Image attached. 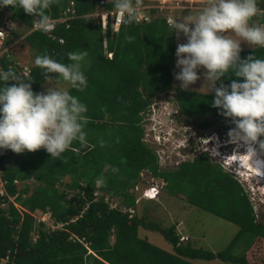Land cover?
I'll return each mask as SVG.
<instances>
[{
    "label": "trees",
    "instance_id": "obj_1",
    "mask_svg": "<svg viewBox=\"0 0 264 264\" xmlns=\"http://www.w3.org/2000/svg\"><path fill=\"white\" fill-rule=\"evenodd\" d=\"M70 1L76 6V17L67 21L68 27L57 25L51 35L33 30L23 40L39 55L65 64L71 62L69 51L88 53L83 67L88 87L84 91L67 88L88 107L87 146L74 143L60 159L52 158L43 148L22 154L4 150L0 154L5 190L14 197L13 201L8 196L0 200V260L4 259V264H195L192 260L219 259L264 264V248L259 246L264 241V222L256 220L239 181L204 154L183 160L175 168L161 169L156 153L142 140L141 112L159 90L175 91L182 115L211 117V121L198 123L199 127L217 121L224 129L235 127L213 107L214 92L172 85L174 36L164 19L123 22L113 31L109 16L105 28L100 21L83 17L98 8L113 9L114 0L101 6L96 4L99 0H60L48 14L57 17ZM258 6L264 9V0H258ZM5 8L27 31L36 19L22 8ZM260 19L264 22V14ZM250 54L264 59V48L245 49L241 57ZM16 61L3 52L0 71L13 68L24 76ZM233 75L229 72L223 83L237 79ZM26 77L37 93L48 78H59L58 74L46 77L35 64L29 66ZM144 170L165 179L164 188L171 195L236 224L238 231L229 245L214 252L194 247L190 241L178 244L174 224L165 227L136 213L129 217L123 207L135 205L134 186ZM119 198L120 205L110 207V202ZM35 211L49 213L53 222L63 223L62 228L50 230L44 222H37L32 214ZM140 227L158 231L171 244L172 252L141 238ZM245 236L251 238L248 247L238 256L232 254V248Z\"/></svg>",
    "mask_w": 264,
    "mask_h": 264
},
{
    "label": "clouds",
    "instance_id": "obj_2",
    "mask_svg": "<svg viewBox=\"0 0 264 264\" xmlns=\"http://www.w3.org/2000/svg\"><path fill=\"white\" fill-rule=\"evenodd\" d=\"M142 3L143 0H114L117 19H123L125 24L137 21ZM59 4L60 0H0V7L22 8L35 17V28L45 34L55 30L54 17L48 12ZM260 14H264V9L258 6V0H207L194 20L167 18L171 33L175 32L178 39L182 34L187 41L179 43L176 49V67L180 71L175 73V79L181 82L180 87L189 89L200 79L199 70L204 69L205 79L213 82V107L220 109V114L235 125L229 130L228 139L215 132L204 135L208 138L206 142H198L200 154L208 155L205 147L212 149L211 158H217L223 168L227 166L222 161L226 155L230 158L236 155L250 172L254 167L248 168L244 156L255 164H264V139H261L264 137V59L251 54L241 57L242 42L264 48V22L252 23ZM11 19L17 23L12 14ZM87 56L86 51H69L67 57L71 62L65 64L49 55H38L34 64L46 77L58 74L71 88L84 91L88 87L83 70ZM229 72L237 79L225 84L223 81ZM87 112V105L67 89L48 87L37 93L31 80L13 68L0 71V149L22 154L43 148L52 158L60 159L74 143L87 146ZM256 172L264 173V168H257ZM253 182L256 184L255 179Z\"/></svg>",
    "mask_w": 264,
    "mask_h": 264
},
{
    "label": "rangeland",
    "instance_id": "obj_3",
    "mask_svg": "<svg viewBox=\"0 0 264 264\" xmlns=\"http://www.w3.org/2000/svg\"><path fill=\"white\" fill-rule=\"evenodd\" d=\"M199 5V4H198ZM201 6V7H200ZM206 6V3H201L199 5V8L194 9H178L173 13V17L176 19H184V18H190L195 19L200 11L203 9V7ZM98 10H100L98 8ZM255 18H253V21ZM252 21V22H253ZM27 32V27L23 24L19 23H13L11 34L9 37L4 40L3 45L0 47V50L6 49V53H8L13 59H16L17 61L24 63L28 68L30 65L34 64L35 58L39 55L35 50L32 48H29L27 44L24 42L23 37ZM171 33V30H170ZM169 33V34H170ZM172 36H174V51H175V73L179 72L180 69L176 67V49L179 43H186V37H184L182 34L180 35L179 39L177 38V34L175 32L171 33ZM234 39H239V37L233 36ZM177 44V45H176ZM167 46V42H166ZM242 49H250L254 45H249L247 42L241 43ZM174 75V71H173ZM200 79L193 85L190 86H197L201 89H205L207 86L205 85L206 79L204 77V69L199 70ZM181 82L179 80H173V86L179 88ZM70 85L63 81L62 79L58 78L56 79H49L47 82H45L44 86H42V91H46L48 87L52 88H58V89H67ZM181 88V87H180ZM191 90V89H188ZM195 91V90H191ZM199 92V91H196ZM209 120L211 121L210 116H201L197 115L194 117H186L185 122H187L186 127V135L183 137L182 140L179 139V135L177 136V139H171L169 141H165L162 146H156L161 147L165 149V154L169 155V158L171 161L168 163H163L162 168H174L177 165L172 163V161L175 160H190L194 156L198 155V151L200 150V142L199 137L205 134H213L217 132L219 135L227 137L228 139V132L231 128L224 129L222 126L217 122L210 123L209 126L203 128L199 127L197 124L201 123L202 121ZM165 129L167 127V124L164 125ZM199 142V143H198ZM211 145V143H210ZM229 150L230 148H225ZM179 152V153H178ZM175 153H178L180 155H175ZM207 155V154H206ZM205 155V156H206ZM211 162L217 163L220 165L219 160L217 158L212 159L208 155L206 156ZM247 158V157H246ZM236 160V157H235ZM249 161V168L254 167L253 172H256L257 168H264V164H255L251 161V159H248ZM234 162V160H233ZM168 164V165H166ZM232 167L231 161H227L226 167H221L231 175H233L241 184V186L244 189V192L246 193L247 197L252 201L254 200V205L257 208V215L256 220L258 222H264V190L257 188H260V181L255 185V183H249L243 180V178L239 177L236 173H234V169ZM236 164L239 166V163L236 161ZM240 173L242 171L239 168ZM263 173L259 174L260 176ZM145 178H150V175L147 173H144ZM64 180H68L67 177H65ZM256 187V189H255ZM62 189L61 187H59ZM262 190V191H261ZM261 191V192H260ZM135 192V191H134ZM136 197L139 195V192L135 193ZM163 198L160 199L159 202H148L143 199H141L140 202L137 203V214H141L142 212H145L151 219L160 221V223L165 226L169 227L172 223L176 222L177 220H185L186 223L184 227H187L189 229V237H190V243L194 247H200L204 249H208L211 251H220L226 248L234 235L238 231V226L226 219H223L217 215H214L202 208L193 206L186 202L182 198H177L170 193L167 192V190L163 187ZM120 198L117 200L119 201ZM121 202V201H119ZM253 205V204H252ZM33 214L37 217L46 216L48 213H43L41 211H35ZM47 217V216H46ZM171 221H174L171 223ZM51 218L46 219V226L49 227L47 224L51 223ZM179 230L182 232V230L179 227ZM36 234H32L33 237ZM147 235L148 241L152 242L153 244L157 245L158 247H161L163 249H171V244L168 243L163 236L155 230H148L145 228H140L139 230V236L145 238ZM251 238L249 236L241 237L238 242L235 244V246L232 248L231 253L238 256L242 254L245 249L248 247ZM260 248H264V241H261ZM260 251V250H259ZM264 252L263 250H261ZM172 252V251H171ZM260 258V257H259ZM195 264H237L232 263L228 261H222L219 259H213V260H205V259H195L192 260ZM0 264H4V260H0Z\"/></svg>",
    "mask_w": 264,
    "mask_h": 264
},
{
    "label": "built area",
    "instance_id": "obj_4",
    "mask_svg": "<svg viewBox=\"0 0 264 264\" xmlns=\"http://www.w3.org/2000/svg\"><path fill=\"white\" fill-rule=\"evenodd\" d=\"M106 2L107 0H99L98 2H96V4L97 6H101ZM206 2L207 0H143L142 6L139 9V18L137 21H135V23L150 22L151 20L159 17L164 19L165 23L167 24V18L170 16L173 17V13L175 10L182 8L197 7L201 3H206ZM102 16L104 17L105 25L107 24L108 16L110 17V19L112 20L111 22H112L113 31H117L120 24L123 23V19H117L118 13L115 8L110 10L96 9L91 13H87L83 15L84 18H88V19L93 18L95 20L100 21L101 25L104 27ZM74 17H76L75 6H74V2L70 1L69 4L59 13L57 17L54 18L51 17V18L55 23V27L57 25H62V24L68 27L69 24L67 21ZM12 26H13V21L11 19V14L5 9V7H0V47L3 44L4 40H6V38L10 36ZM33 30H37L34 26V21L28 32ZM59 41L62 42V39H60ZM6 51L7 50L4 49L0 52V54ZM111 56L112 53L108 52L107 57L111 58ZM20 71L21 73H23L24 76H27L29 74V68H27L26 66L21 68ZM141 115H142L141 126L143 128L142 140L147 146H149L156 153L159 167L161 169H164L162 168V164L163 163L170 164L169 162L171 161V159H167L169 158V155L165 154L166 153L165 149L161 147L157 148L156 146L157 145L162 146L163 144H165L164 143L165 141L167 142L173 139L176 135H179L178 136L179 139L182 140L183 137L187 134L186 127L188 123L185 122L186 117L182 115L180 108L177 104L175 91L173 89L156 91L151 96V103L149 104V106L146 108L145 111L141 112ZM165 124H167L166 129L164 127ZM207 139L208 138H205L204 135L203 136L201 135L199 137V141H201L202 143L206 142ZM204 149H207V153L210 158L212 157V155H214L212 149L208 147L207 148L205 147ZM3 151L4 149H0V154H2ZM178 153H175V155L177 156L180 155ZM200 153H201V149L198 151V154ZM229 159L230 157L226 155L225 157H223L222 161L223 163H227ZM183 160L184 159L175 160L172 161V163L178 165V163ZM144 173L145 174L148 173L150 175V178L149 179L145 178ZM165 184L166 181L163 178L155 177L147 170L142 171L140 173V180L134 186L135 193L139 192V195H137V197L135 198V205L129 207H123V210L128 212L129 217H132L136 213L137 203L141 199H147V200L158 199L160 192L162 188L165 186ZM3 196H7V193L5 190V181L2 178V171L0 170V200ZM94 196H97L96 191L94 192ZM9 200L13 201V197H9ZM105 200H108V197H105ZM117 200L110 202L109 204L110 207L119 206L120 203ZM250 202L251 204H253L252 206L256 216H258L256 211L257 208L254 205V200L252 199V201ZM1 205L4 206L5 204L2 203ZM15 206L18 205L15 204ZM46 216L50 218L49 213L46 214ZM46 216H41V217L35 216V218L37 222L42 221L46 223V219H47ZM180 223L181 222H177L175 225L176 228L175 231L178 236V244L186 243L189 239L187 234L179 230L178 226L180 225ZM47 225L49 226L47 228H49L50 230H54L56 228H62L63 223H55L52 220V222Z\"/></svg>",
    "mask_w": 264,
    "mask_h": 264
},
{
    "label": "crops",
    "instance_id": "obj_5",
    "mask_svg": "<svg viewBox=\"0 0 264 264\" xmlns=\"http://www.w3.org/2000/svg\"><path fill=\"white\" fill-rule=\"evenodd\" d=\"M201 7V6H200ZM194 8H199L198 6L197 7H191V8H187V9H194ZM260 22H261V19H260V15H258L257 17H255V20L252 22V23H255V24H257V25H261L260 24ZM177 45V44H176ZM28 46V45H27ZM255 46V45H254ZM253 46V47H254ZM252 47V48H253ZM29 48H31V47H29ZM34 50V49H33ZM174 54H175V51H174ZM176 58H177V56H176ZM16 60V59H15ZM17 63V65L18 66H26V65H24V63L22 64V62H20V61H17L16 62ZM173 71H174V75H173ZM49 79H52V78H48L45 82H47ZM175 79V55H174V61H173V68H172V79H171V83H172V85H173V80ZM176 80V79H175ZM177 81V80H176ZM45 82L44 83H42L41 84V86H40V88H39V92H41L42 91V86H44V84H45ZM178 84H180V83H178ZM181 85V84H180ZM205 85L207 86L205 89H201V88H199V87H197V86H190L189 87V89H191V90H195V91H199V92H202V93H209V92H211L212 91V88H213V82L212 81H210V80H206V82H205ZM163 196H164V194H163V188H162V190H161V192H160V195H159V197H158V199H156V200H145V199H143V200H145V201H150V202H152V203H154V202H159L160 201V199L161 198H163ZM175 197H177V198H180L179 196H175ZM136 198V197H135ZM141 201V200H140ZM139 201V202H140ZM136 214H137V209H136ZM141 215H145V216H148L145 212H142L141 214H137V216H141ZM148 218H150L149 216H148ZM151 219V218H150ZM152 220H154V219H152ZM155 221H157V220H155ZM158 222H160V221H158ZM172 222H174V221H171V223ZM177 222H181L180 223V225L178 226V228L180 227V229L182 230V232L183 233H185V234H187L188 236L190 235L189 234V229L187 228V227H184L185 226V224L184 223H186L185 222V220H183V222H182V220L180 219V220H177L176 222H174V223H172L171 225H173L174 224V226H175V224L177 223ZM162 225V224H161ZM141 228V227H140ZM140 228L138 229V235H139V230H140ZM141 238H143V237H141ZM146 239H147V235H146V237H145ZM190 238V237H189ZM147 241H148V239H147ZM190 241V240H189ZM150 242V241H149ZM150 243H152V242H150ZM155 245V244H154ZM157 246V245H156ZM165 250H167V251H172L171 249H166L165 248Z\"/></svg>",
    "mask_w": 264,
    "mask_h": 264
},
{
    "label": "bare ground",
    "instance_id": "obj_6",
    "mask_svg": "<svg viewBox=\"0 0 264 264\" xmlns=\"http://www.w3.org/2000/svg\"><path fill=\"white\" fill-rule=\"evenodd\" d=\"M235 157H236V160H235ZM246 157L247 156H244L243 159L247 162V166H249L248 165L249 164V161H248L249 157H247V158ZM233 160H234L235 164H232V167L229 164L228 165L231 168L234 169V173H236L239 177L243 178L244 181L249 182V183L250 182L253 183V179L256 180V184L260 181V183H259L260 184V188H257V189L258 190H260V189H263L264 190V178H263L264 176H260V175H258L255 172H250L248 169H246L244 166L241 165L239 159L237 160V156L236 155H234V157H232V158L229 159V161H231L232 163H234ZM236 161L239 163V166L236 164ZM239 168L242 171V173H240ZM255 189H256V187H255Z\"/></svg>",
    "mask_w": 264,
    "mask_h": 264
}]
</instances>
